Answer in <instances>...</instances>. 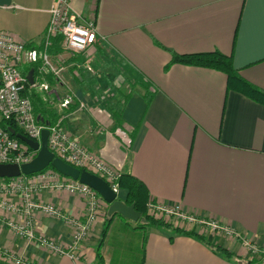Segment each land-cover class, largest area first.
I'll return each instance as SVG.
<instances>
[{
	"label": "crops",
	"instance_id": "1",
	"mask_svg": "<svg viewBox=\"0 0 264 264\" xmlns=\"http://www.w3.org/2000/svg\"><path fill=\"white\" fill-rule=\"evenodd\" d=\"M53 1L0 0V29L41 49L47 8ZM68 3L71 11L94 18L97 37L72 55L60 44L57 51L46 48L60 76L47 72L49 89L37 90L44 124L59 119L69 134L118 172L137 177L150 198L214 218L264 246V104L226 88L223 70L179 62L164 68L170 60L168 50L215 49L231 55L239 75L264 90V0ZM33 76L39 77L37 68ZM65 97L70 101L61 106ZM117 111L119 119L114 117ZM39 190L34 194L37 201L53 203L64 215L83 217L86 203L81 196L65 189ZM116 194L125 200L126 189L119 187ZM106 206L100 205L80 243L78 259L14 235L4 217L0 245L22 256L25 264L249 261L242 247L224 236L205 234L208 242L227 247L230 257L194 234L153 223L139 225L138 219L119 213L113 214L102 237L98 261L95 247ZM33 215L44 236L62 244L70 241L72 227L63 216L39 209Z\"/></svg>",
	"mask_w": 264,
	"mask_h": 264
},
{
	"label": "built area",
	"instance_id": "2",
	"mask_svg": "<svg viewBox=\"0 0 264 264\" xmlns=\"http://www.w3.org/2000/svg\"><path fill=\"white\" fill-rule=\"evenodd\" d=\"M68 2L69 0H54L47 8L49 16L42 32L41 49L26 47L23 40L0 29V118L11 119L22 129L23 134L36 140L40 131L48 127L46 144L55 156L102 176L108 185L117 191L118 170L105 162L95 151L88 149L77 137L69 134L60 124L59 119L47 124L39 122L33 113V104L28 95L29 90L33 88L49 89L44 78L47 72L60 76V67L50 61L46 50L54 36L61 37L60 46L70 55L84 50L97 37L94 18L83 17L71 11ZM36 60L40 63L37 67L39 77H33L32 81L28 82L26 74H22L18 69L19 64ZM69 101V98L65 97L60 105L63 106ZM7 132L0 127V162L19 164L35 156V149L29 147L23 140L9 136ZM124 144L128 145V139ZM43 187L65 189L81 196L86 203L83 217L64 215L53 203L37 201L34 194ZM104 202L105 200L95 189L75 178L61 175L52 167L24 175L0 176V218L7 219L6 224L13 234L27 241H35L51 253L66 254L74 260L78 259L80 243L90 230L91 223ZM145 206L147 213L174 225H182L199 233L204 228H209L215 234H228L231 240H239L253 251L264 249V246L250 242L229 225L220 223L214 218H205L187 212L176 204H167L149 197ZM34 209H39L48 215L63 216L64 221L72 227L70 241L65 244L58 243L40 233L34 225ZM0 259L9 264L26 263L22 256L13 254L1 245Z\"/></svg>",
	"mask_w": 264,
	"mask_h": 264
},
{
	"label": "trees",
	"instance_id": "3",
	"mask_svg": "<svg viewBox=\"0 0 264 264\" xmlns=\"http://www.w3.org/2000/svg\"><path fill=\"white\" fill-rule=\"evenodd\" d=\"M60 40H61V37H59V35L54 36L53 40L50 41L49 46L47 47V50L48 51L60 50L59 49ZM25 46L26 47L32 46L36 48L35 45H32L30 43L28 44L25 43ZM168 51L170 54V60L169 62L166 63L164 68H166L169 64H171V62L172 63L179 62V63H185V64H195V65L206 66V67H210L214 69H219L221 71L223 70V72H225L224 74L226 76V81H227L226 88L237 90L241 93L246 94L247 96H250V98L264 104V90H262V88L255 86V84L251 83L249 80H246L239 75L238 69L235 68L232 64L231 55L224 54L215 49L205 51V52L196 51L193 53H177L172 50H168ZM38 62H39L38 60L29 62L25 64L26 65L25 67H22L19 70L22 74H26L29 69H32L31 74L33 75L36 68L38 67V64H39ZM49 76L50 75H48V77ZM37 92L38 91L33 88L29 90L28 95H29L30 101L33 104L32 110H33V113L37 116L36 119L39 122L45 123L44 122L45 119L43 118V115L41 111L39 110V105H41L42 101L40 100L41 98ZM119 115H120V111H117L114 117L116 119H119ZM50 122H53V120H50V121L48 120V122L46 123H50ZM0 127L7 130L8 131L7 133L9 136H13L15 138L17 137L15 136L14 133L10 132L9 127H13L15 129V132L23 133L22 129L18 127L11 119L0 118ZM47 167H52V166L48 165ZM116 180H117L118 187H123L126 189V195L124 198L125 201L127 203H133L134 209H136L137 211H140L141 215L139 217V222H140L139 225H145L146 223H151V224L153 223L157 225H165L167 227H171L172 229H175L176 231L189 233L190 235L194 234L197 237H199L201 240L205 241L210 246H212V248L222 253L224 256L230 257L232 255L231 251L227 247L221 246L220 244L216 245V243L208 242L204 234L194 232L193 230L191 231L186 230L178 226H172L170 223L162 220L161 218L153 217L151 214L147 213V211H145V204L149 200V196L147 192L148 189L146 186H144V184L139 179H137V177H135L131 173L119 172V176ZM111 217H113V215L105 214V217L103 218V224H102L103 228L100 231L101 239L99 240V242L96 244V247H95V251H96L95 256L98 261L101 258V252L99 251V245L102 242V239H103L102 237L104 236L106 229H108V226H109L108 224L111 220ZM253 262L258 263V261L255 262V260L250 259L248 262H246V264L253 263ZM0 264H9V263L3 260L1 261L0 259Z\"/></svg>",
	"mask_w": 264,
	"mask_h": 264
},
{
	"label": "water",
	"instance_id": "4",
	"mask_svg": "<svg viewBox=\"0 0 264 264\" xmlns=\"http://www.w3.org/2000/svg\"><path fill=\"white\" fill-rule=\"evenodd\" d=\"M31 73L32 69H29L26 73L28 82H31L33 79ZM9 130L11 133H14L17 138L26 142L29 147L35 149L36 154L30 160L19 164L15 162H0V176L8 177L18 174H29L51 165L61 175L75 178L95 189L100 197L107 203L105 210L107 215L119 213L130 220H136L139 215H141L140 211L134 209L133 203H127L125 200L117 198L116 191L108 185L102 176L90 172L85 168H79L55 156L54 152L50 151L46 144L48 127L40 131L37 140L31 139L21 132H15L13 127H9Z\"/></svg>",
	"mask_w": 264,
	"mask_h": 264
},
{
	"label": "rangeland",
	"instance_id": "5",
	"mask_svg": "<svg viewBox=\"0 0 264 264\" xmlns=\"http://www.w3.org/2000/svg\"><path fill=\"white\" fill-rule=\"evenodd\" d=\"M26 63H28V62H26ZM26 65L24 64V62H21L20 64H19V68L18 69H21L22 67H25ZM33 76V75H32ZM34 77V76H33ZM133 84V87H134V84H135V82H133L132 83ZM128 85V84H127ZM136 85V84H135ZM119 88V87H118ZM127 88H130L129 89V91H131V85H128V87ZM121 89H122V87H121ZM123 89H125V87H123ZM123 89H122V91H123ZM133 89V88H132ZM121 133V132H120ZM125 136V139L123 140V142L125 143V141H126V139H128L129 140V135H127V134H125L124 135ZM89 149V148H88ZM146 205V204H145ZM145 211H146V206H145ZM139 217H140V215H139ZM139 217L137 218L138 220H139ZM154 217V216H153ZM168 223H170V222H168ZM172 226H178V225H174L173 223H170ZM178 227H180V228H183V229H186V230H192V229H187L186 227H184V226H178ZM206 227V226H205ZM194 231V230H193ZM194 232H196V231H194ZM204 232V233H203ZM197 233H199V232H197ZM200 233L201 234H214V235H216L215 233H212L211 232V230L209 229V228H204V230H201L200 231ZM217 235H220V236H224V238H226L227 240H228V243H230V244H238V245H240L241 247H242V254L244 253L245 255H246V258L247 259H253V260H255V262H257L258 261V263L257 264H264V249H261V250H252L249 246H247V245H244V244H242V243H240V241L239 240H235V241H233V240H231V238H229V236H228V234H217ZM256 264V263H255Z\"/></svg>",
	"mask_w": 264,
	"mask_h": 264
}]
</instances>
